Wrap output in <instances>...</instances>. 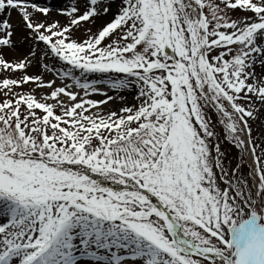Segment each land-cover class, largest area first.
<instances>
[{
    "label": "snow or ice",
    "instance_id": "1",
    "mask_svg": "<svg viewBox=\"0 0 264 264\" xmlns=\"http://www.w3.org/2000/svg\"><path fill=\"white\" fill-rule=\"evenodd\" d=\"M0 264H264V0H0Z\"/></svg>",
    "mask_w": 264,
    "mask_h": 264
},
{
    "label": "rangeland",
    "instance_id": "2",
    "mask_svg": "<svg viewBox=\"0 0 264 264\" xmlns=\"http://www.w3.org/2000/svg\"><path fill=\"white\" fill-rule=\"evenodd\" d=\"M53 3H61L62 0H52Z\"/></svg>",
    "mask_w": 264,
    "mask_h": 264
}]
</instances>
